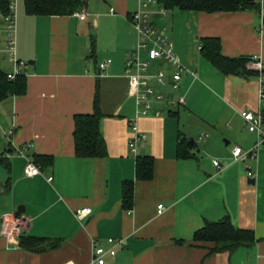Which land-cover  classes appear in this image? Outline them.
Segmentation results:
<instances>
[{"label": "crops", "instance_id": "obj_1", "mask_svg": "<svg viewBox=\"0 0 264 264\" xmlns=\"http://www.w3.org/2000/svg\"><path fill=\"white\" fill-rule=\"evenodd\" d=\"M84 1L78 12L87 13L86 20L78 12L30 15L24 0L19 4L17 56L26 63L21 74L27 90L0 99V159L11 165L9 173L0 162V264H97L93 242L109 248V238L125 242L105 264H264V145L257 156L233 159L236 146L249 151L257 141L240 112L264 110L260 72L248 62L251 73L225 74L201 52L203 38L218 37L224 55L256 54L264 63V0H256L260 13L167 9L160 0ZM144 3L194 74L183 76L179 91L153 82L169 98L184 95L186 104L155 102L149 115L140 116L138 126L147 139L134 153L130 119L137 104L125 70L138 43L132 13ZM106 59L111 65L101 73ZM160 68L171 76L168 63L158 61L153 70ZM13 70L7 53L0 55V73ZM97 91L107 155L78 157L75 116L94 111ZM11 129L15 144L34 142L31 159L52 157L41 175L25 174L27 160L11 146ZM181 146L188 156L179 153ZM139 155L153 157L151 179L137 177ZM215 159L224 165L220 172ZM126 180L134 181L130 209L123 204ZM159 204L165 206L162 213ZM21 205L26 210L16 216ZM87 206L92 213L77 218L76 211ZM227 216L235 227L254 232L257 241L214 252L213 242L194 240L208 222ZM23 233L61 243L29 251L20 245Z\"/></svg>", "mask_w": 264, "mask_h": 264}, {"label": "built area", "instance_id": "obj_2", "mask_svg": "<svg viewBox=\"0 0 264 264\" xmlns=\"http://www.w3.org/2000/svg\"><path fill=\"white\" fill-rule=\"evenodd\" d=\"M153 1V0H148ZM148 3V2H147ZM147 3L132 13V21L138 32V43L135 50L130 53L126 62V76L129 81V95L136 99L137 109L136 116L130 119V126L133 136L130 140L131 150L136 153L140 141L147 139V134L142 132L138 126V118L147 116L154 109L155 102L165 103L170 107H178L186 104L184 95L177 98H169L164 92L157 91L153 82L162 87H170L174 91H179L183 76L193 71H189L181 62L179 56L175 52L174 44L170 40L169 35L159 30L151 19L150 12L145 7ZM18 8L19 0H9L7 12L0 10V55L7 53L8 58L14 64V70L7 74L9 80H14L23 72L25 62L21 61L17 56V29H18ZM113 11V9H112ZM77 16L81 20L88 18L87 13L78 12ZM158 61H164L173 67L171 76L163 68L156 71L153 67ZM112 60L106 59L100 64V72H104L111 65ZM250 68L258 70L259 75V98L264 104V63L258 55H252ZM162 110L156 109L155 114L161 115ZM247 129L257 135V141L249 151H244L241 146H236L233 150L234 160H245L248 156H257L259 148L264 145V110L254 112L252 110H242ZM14 129L8 132L11 146L14 151L27 160L25 166V174L34 177L42 174V167L30 158L29 152L35 146L33 141H27L21 144H15ZM214 163L218 172L222 171L224 165L219 159H215ZM251 175V173H249ZM53 177L49 178L51 181ZM158 212L162 213L165 209L164 204H159ZM92 213V208L87 206L76 211L79 219H84ZM123 238H109V248L104 247L98 240H94V259L97 264H105L106 256L115 257L116 248L124 244ZM73 264V263H69Z\"/></svg>", "mask_w": 264, "mask_h": 264}, {"label": "trees", "instance_id": "obj_3", "mask_svg": "<svg viewBox=\"0 0 264 264\" xmlns=\"http://www.w3.org/2000/svg\"><path fill=\"white\" fill-rule=\"evenodd\" d=\"M167 9L179 7L184 10L213 12H237L253 10L261 12V4L256 0H160ZM26 12L30 15H72L81 11L85 6L84 0H24ZM9 0H0V10L7 12ZM202 54L208 58L219 70L225 74L239 73L249 74L251 71L246 65L252 55L229 57L222 52V43L218 37L202 39ZM27 90V82L24 74H19L16 79L9 80L7 74L0 73V99L8 95H22ZM172 111H170L171 113ZM99 91L94 100L92 113L77 114L75 116V153L78 157H105L107 144L101 131L103 117ZM179 153L183 156L189 154L179 147ZM52 160L50 156H42L34 160L42 168ZM11 172V165L6 159H0ZM137 177L151 179L154 174V159L149 155H139L136 164ZM123 204L126 208L134 205V181L126 180L123 183ZM22 248L39 252L47 248H55L60 245V240L46 237H36L27 234L20 235ZM196 242H213L214 252H232L241 246H251L257 239L254 232L235 227L227 216L219 221L208 222L203 228L196 231Z\"/></svg>", "mask_w": 264, "mask_h": 264}, {"label": "water", "instance_id": "obj_4", "mask_svg": "<svg viewBox=\"0 0 264 264\" xmlns=\"http://www.w3.org/2000/svg\"><path fill=\"white\" fill-rule=\"evenodd\" d=\"M191 142H194V139L191 140ZM227 144H229V141H227ZM251 182H254V178H250ZM26 208L24 205L19 206L18 210L15 212L16 216H21L25 212Z\"/></svg>", "mask_w": 264, "mask_h": 264}, {"label": "rangeland", "instance_id": "obj_5", "mask_svg": "<svg viewBox=\"0 0 264 264\" xmlns=\"http://www.w3.org/2000/svg\"><path fill=\"white\" fill-rule=\"evenodd\" d=\"M20 2H23V0H20V1H19V4H20Z\"/></svg>", "mask_w": 264, "mask_h": 264}]
</instances>
